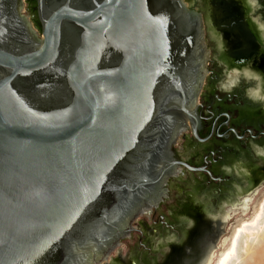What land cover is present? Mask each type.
I'll return each instance as SVG.
<instances>
[{
  "label": "water",
  "instance_id": "1",
  "mask_svg": "<svg viewBox=\"0 0 264 264\" xmlns=\"http://www.w3.org/2000/svg\"><path fill=\"white\" fill-rule=\"evenodd\" d=\"M22 4L0 0V264H101L182 167L211 176L173 150L201 125L203 19L184 0H34L33 23Z\"/></svg>",
  "mask_w": 264,
  "mask_h": 264
},
{
  "label": "flooded vegetation",
  "instance_id": "2",
  "mask_svg": "<svg viewBox=\"0 0 264 264\" xmlns=\"http://www.w3.org/2000/svg\"><path fill=\"white\" fill-rule=\"evenodd\" d=\"M202 16L208 49V72L198 96L201 125L198 138L182 136V151L174 156L192 166H205L203 183L223 193L228 180L238 179L227 156L251 159L264 172V0H184ZM35 23L34 0H27ZM253 85V86H252ZM249 113L255 123L243 119ZM256 163V165H255ZM219 164L216 170L213 165ZM236 177V178H235ZM153 211V210H152ZM161 217V215L159 216ZM169 226L165 220L160 221Z\"/></svg>",
  "mask_w": 264,
  "mask_h": 264
},
{
  "label": "rangeland",
  "instance_id": "3",
  "mask_svg": "<svg viewBox=\"0 0 264 264\" xmlns=\"http://www.w3.org/2000/svg\"><path fill=\"white\" fill-rule=\"evenodd\" d=\"M22 12L29 18L27 0H23ZM242 117L251 123L257 121L249 113ZM183 134L188 132L179 134L173 150L176 148L182 157L187 158L188 152L184 153L179 147ZM227 160L226 166L237 174L238 179L228 180L223 193L215 194L213 183L205 186L202 173L188 172L170 178L167 196L150 214L136 217L134 229L118 241L101 264H203L213 251L215 259L216 252L224 249L219 247L220 240L231 238L243 221L256 215L264 200V172L259 167L262 164L254 170L251 159L232 155L227 156ZM213 168L218 170L221 165L215 164ZM251 191L252 196H247L251 208L241 215V206L236 203ZM229 209H235L234 215L222 223L220 215ZM161 220L169 226L161 224ZM250 244L251 250L245 254L240 240L237 247L239 258L235 264H264V229L254 241L250 239Z\"/></svg>",
  "mask_w": 264,
  "mask_h": 264
},
{
  "label": "bare ground",
  "instance_id": "4",
  "mask_svg": "<svg viewBox=\"0 0 264 264\" xmlns=\"http://www.w3.org/2000/svg\"><path fill=\"white\" fill-rule=\"evenodd\" d=\"M252 196V195H247ZM244 196L243 200H240L236 203L240 207L241 215L246 213L251 206H249L250 198ZM234 210L229 209L226 213L220 215L223 221H226L229 217L234 215ZM255 216H251L248 221H243L235 231L231 238L225 237L220 240L219 247L224 248L216 252V257L214 259L215 251H213L206 259L203 264H235L239 258L237 256V247L240 240H242V247L245 254H248L251 250L250 239L254 241L262 229H264V200L259 205ZM224 227V226H223ZM229 242V244H227ZM227 244V245H226Z\"/></svg>",
  "mask_w": 264,
  "mask_h": 264
}]
</instances>
